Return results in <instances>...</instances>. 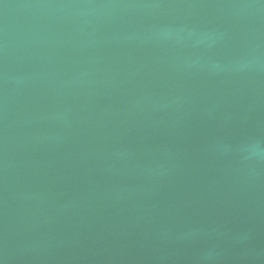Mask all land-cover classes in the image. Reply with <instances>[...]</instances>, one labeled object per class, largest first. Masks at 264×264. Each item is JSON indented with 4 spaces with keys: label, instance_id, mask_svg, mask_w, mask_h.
Returning a JSON list of instances; mask_svg holds the SVG:
<instances>
[{
    "label": "water",
    "instance_id": "95a60500",
    "mask_svg": "<svg viewBox=\"0 0 264 264\" xmlns=\"http://www.w3.org/2000/svg\"><path fill=\"white\" fill-rule=\"evenodd\" d=\"M0 264H264V0H0Z\"/></svg>",
    "mask_w": 264,
    "mask_h": 264
}]
</instances>
